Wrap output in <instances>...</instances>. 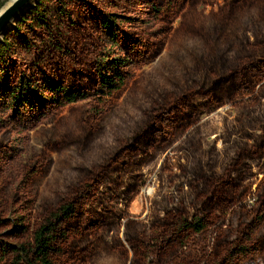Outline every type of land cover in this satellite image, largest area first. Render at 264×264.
Returning a JSON list of instances; mask_svg holds the SVG:
<instances>
[{"label":"rangeland","instance_id":"rangeland-1","mask_svg":"<svg viewBox=\"0 0 264 264\" xmlns=\"http://www.w3.org/2000/svg\"><path fill=\"white\" fill-rule=\"evenodd\" d=\"M62 3L67 46L30 70L83 96L0 99V264L64 205L55 264H264V0Z\"/></svg>","mask_w":264,"mask_h":264},{"label":"trees","instance_id":"trees-1","mask_svg":"<svg viewBox=\"0 0 264 264\" xmlns=\"http://www.w3.org/2000/svg\"><path fill=\"white\" fill-rule=\"evenodd\" d=\"M62 1L37 0L35 4L23 12L16 25L0 40V99L3 100L5 106L10 108L16 103L19 107L25 106L31 98L38 99L37 102L39 99L46 100V89L53 92L54 95L58 93L62 95L64 100L60 102L63 103L74 102L83 96V94L69 92L67 88L55 83V81L47 80L48 84H45V78L40 74L42 73L41 69H38L37 75L30 70L44 62L45 54L49 55L53 51L63 52L67 46L68 41L64 29L67 22H64L63 16L70 18V14L64 11L61 5ZM7 2L8 0H0V10ZM57 2H60V5ZM70 22L73 21L70 20ZM37 27L42 28L45 32L39 41L43 44H33L36 40L23 32V29H26L27 32H33ZM111 27V25L106 26L108 30L106 34L109 35L108 39L111 42L109 49L116 43L115 34L111 32ZM21 53H23L24 58L27 57L26 65L31 64V67L29 71L21 70L20 77L11 85V82L6 78L9 57L13 54L21 55ZM29 60L31 63L28 62ZM120 64V58L119 60H110L108 56L102 58V63L97 67L102 93L110 94L121 86L123 75ZM105 68L109 70L104 71ZM41 77L42 79H40ZM69 213L70 208L68 206H61L58 211L51 213L36 230L32 242L13 246L16 251V264H55V245L59 239V225L62 222V216L69 215Z\"/></svg>","mask_w":264,"mask_h":264},{"label":"water","instance_id":"water-1","mask_svg":"<svg viewBox=\"0 0 264 264\" xmlns=\"http://www.w3.org/2000/svg\"><path fill=\"white\" fill-rule=\"evenodd\" d=\"M33 0H16L0 14V36L4 34L12 20L19 15ZM1 40V37H0Z\"/></svg>","mask_w":264,"mask_h":264}]
</instances>
